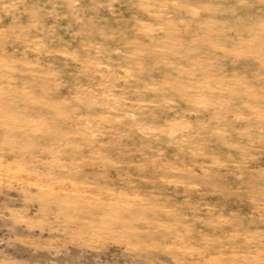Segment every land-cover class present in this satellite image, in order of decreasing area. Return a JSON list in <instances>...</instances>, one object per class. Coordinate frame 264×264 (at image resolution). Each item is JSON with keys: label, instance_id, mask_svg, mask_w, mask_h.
Listing matches in <instances>:
<instances>
[{"label": "rangeland", "instance_id": "374dc122", "mask_svg": "<svg viewBox=\"0 0 264 264\" xmlns=\"http://www.w3.org/2000/svg\"><path fill=\"white\" fill-rule=\"evenodd\" d=\"M0 264H264V0H0Z\"/></svg>", "mask_w": 264, "mask_h": 264}, {"label": "bare ground", "instance_id": "6f19581e", "mask_svg": "<svg viewBox=\"0 0 264 264\" xmlns=\"http://www.w3.org/2000/svg\"><path fill=\"white\" fill-rule=\"evenodd\" d=\"M139 127H141V126H139ZM150 128V127H149ZM152 128V127H151ZM146 129H147V127H146ZM153 129H155V128H153ZM169 227V228H168ZM160 229H163V232H167V233H169L170 231H171V229H173L172 227H170V226H167V225H164L163 227H161ZM160 229H156V230H154V229H152L151 228V231L152 232H154V231H156V232H160Z\"/></svg>", "mask_w": 264, "mask_h": 264}]
</instances>
